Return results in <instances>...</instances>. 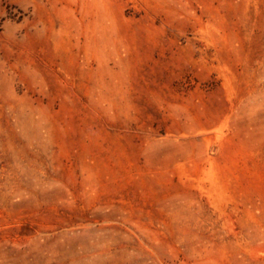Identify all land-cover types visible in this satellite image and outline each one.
I'll return each mask as SVG.
<instances>
[{
    "label": "rangeland",
    "instance_id": "374dc122",
    "mask_svg": "<svg viewBox=\"0 0 264 264\" xmlns=\"http://www.w3.org/2000/svg\"><path fill=\"white\" fill-rule=\"evenodd\" d=\"M0 264H264V0H0Z\"/></svg>",
    "mask_w": 264,
    "mask_h": 264
}]
</instances>
